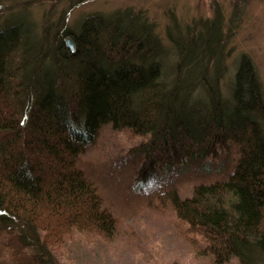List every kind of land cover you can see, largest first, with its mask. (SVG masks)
I'll use <instances>...</instances> for the list:
<instances>
[{
    "label": "trees",
    "instance_id": "trees-1",
    "mask_svg": "<svg viewBox=\"0 0 264 264\" xmlns=\"http://www.w3.org/2000/svg\"><path fill=\"white\" fill-rule=\"evenodd\" d=\"M219 15L192 36L168 32L169 73L153 26L130 10L85 19L77 34L22 19L0 30V264H58L73 235H113L121 214L100 188L103 168L85 159L107 126L138 137L132 181L153 188L146 207L169 206L187 225L191 247L213 264H264V95L246 56L221 94ZM230 143L231 173L180 195L179 176Z\"/></svg>",
    "mask_w": 264,
    "mask_h": 264
},
{
    "label": "rangeland",
    "instance_id": "rangeland-1",
    "mask_svg": "<svg viewBox=\"0 0 264 264\" xmlns=\"http://www.w3.org/2000/svg\"><path fill=\"white\" fill-rule=\"evenodd\" d=\"M67 1L7 0L0 5V30L22 19L38 30L43 27L53 34L66 30L77 34L85 19L130 10L153 26L163 46L159 57L169 73L176 56L168 32L177 39L179 34L192 36L205 21H212L218 11L226 44L219 85L221 94L228 97L239 59L246 56L258 74L264 95V0H84L73 7ZM67 37L71 38L65 35L63 39ZM215 70L220 73L218 68L213 72ZM139 141L130 132L115 131L107 126L99 132L94 146L87 150L85 159L91 162L99 177L104 171L100 188L121 218L107 240L73 235L77 239L68 240L63 248L54 252L58 264H213L209 257L191 247L183 234L187 225L175 218L169 206L164 209L146 207L153 188L147 185L146 190L141 191L132 181L138 155H129V150ZM229 149L218 154L215 162H200L199 167L189 170L190 174H181L176 184L180 195H188L199 183L230 174L238 152L233 144ZM125 159H131L134 165ZM100 165L102 172L97 168ZM193 239L203 246L200 237L193 236ZM224 264L239 263L231 259Z\"/></svg>",
    "mask_w": 264,
    "mask_h": 264
},
{
    "label": "water",
    "instance_id": "water-1",
    "mask_svg": "<svg viewBox=\"0 0 264 264\" xmlns=\"http://www.w3.org/2000/svg\"><path fill=\"white\" fill-rule=\"evenodd\" d=\"M65 43H66L67 48H69V50L73 53L75 51V44H74L73 40L71 38L67 37L65 39Z\"/></svg>",
    "mask_w": 264,
    "mask_h": 264
}]
</instances>
